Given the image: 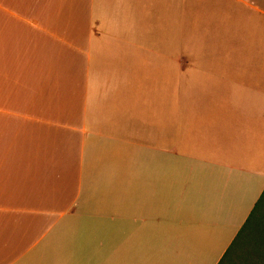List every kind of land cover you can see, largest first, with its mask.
<instances>
[{
  "label": "crops",
  "instance_id": "obj_1",
  "mask_svg": "<svg viewBox=\"0 0 264 264\" xmlns=\"http://www.w3.org/2000/svg\"><path fill=\"white\" fill-rule=\"evenodd\" d=\"M264 191V0H0V264H219Z\"/></svg>",
  "mask_w": 264,
  "mask_h": 264
},
{
  "label": "trees",
  "instance_id": "obj_2",
  "mask_svg": "<svg viewBox=\"0 0 264 264\" xmlns=\"http://www.w3.org/2000/svg\"><path fill=\"white\" fill-rule=\"evenodd\" d=\"M247 241H252L254 245L249 253L252 260L250 264H264V191L219 264L232 263L236 253Z\"/></svg>",
  "mask_w": 264,
  "mask_h": 264
},
{
  "label": "rangeland",
  "instance_id": "obj_3",
  "mask_svg": "<svg viewBox=\"0 0 264 264\" xmlns=\"http://www.w3.org/2000/svg\"><path fill=\"white\" fill-rule=\"evenodd\" d=\"M254 248V245L252 241H247L244 243V245L239 249V251L236 253V256L232 263L229 264H250L252 260L250 257V251ZM236 252V248H235ZM234 257V256H233ZM254 259V256H253ZM255 260H253L254 262Z\"/></svg>",
  "mask_w": 264,
  "mask_h": 264
}]
</instances>
